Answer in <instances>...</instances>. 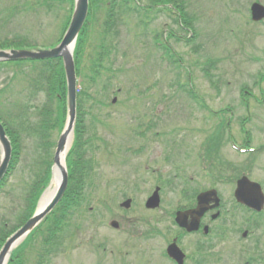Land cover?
I'll return each instance as SVG.
<instances>
[{
    "label": "rangeland",
    "instance_id": "rangeland-1",
    "mask_svg": "<svg viewBox=\"0 0 264 264\" xmlns=\"http://www.w3.org/2000/svg\"><path fill=\"white\" fill-rule=\"evenodd\" d=\"M34 1L0 0V41L24 37L40 46L53 45L61 34L65 11L59 7L32 10ZM182 1L196 36L193 42L168 37L170 45L158 49L155 39L166 37L169 27L183 37L187 32L168 22L165 14L154 12L140 20L136 13L124 12L118 34L105 42L110 53L102 75L88 85L93 100L86 99L84 106L82 137L92 140V148L85 147L93 159L84 214L72 218L74 226L65 228L67 248L51 253L43 264H171L163 254L177 231L171 215L176 207L186 204L193 190L212 184L227 194L238 174L232 167H240V174H258L264 167V146L260 145L264 144V20L251 23L248 11L253 1L264 0ZM98 28L92 33L83 69L101 42ZM167 48L182 58L185 67L162 58ZM13 69L19 76L10 83ZM21 69L0 67V89L6 88L0 108H8L18 97ZM177 82L185 84L184 88L191 84L196 99ZM222 109L220 116L214 114ZM219 120H224L221 126ZM243 134L248 135V143L243 142ZM210 136L217 138L220 147L214 158L218 166L198 157L200 141ZM230 136L238 146L259 148L252 172L251 152L234 149ZM25 144L21 163L0 192V228L6 225L2 233L18 223L27 183L33 177L35 147L29 141ZM222 175L230 181L219 182ZM156 185L161 187V204L148 210L144 203ZM128 197L132 198L130 208L120 207ZM112 219L119 222V228L110 225ZM195 239L185 236L179 243L188 247ZM38 247L35 238L26 251L28 264L39 261Z\"/></svg>",
    "mask_w": 264,
    "mask_h": 264
},
{
    "label": "trees",
    "instance_id": "trees-1",
    "mask_svg": "<svg viewBox=\"0 0 264 264\" xmlns=\"http://www.w3.org/2000/svg\"><path fill=\"white\" fill-rule=\"evenodd\" d=\"M74 0H35L32 10L44 7L46 10L53 8H63L65 11L61 24L62 34L66 29ZM142 0H89V14L86 23L79 35L76 49L75 62L78 77H80V89L77 97V120L75 125V141L67 158L69 180L67 188L52 211L46 216L43 222L25 239V241L16 248L9 260L8 264H28L27 249L31 243L38 238L39 247L36 264H43L45 258H49L51 253H59L67 248L69 242L64 241V231L67 226H74L72 218H80L82 211L87 203L86 187L90 185L89 180L93 177V159L86 155L85 145L92 148V140L90 137H82L86 131L84 125V106L86 99L93 100V96L89 92L91 83H96L97 78L102 75L101 70L105 68L104 60L110 49H106L105 42L112 39L118 34V25L121 24V18L126 13H136L139 20L141 16L148 17V14L155 11H164L167 8H158V3L172 2L175 7H180L183 11L182 0H146V4L140 5ZM144 14V15H143ZM146 14V16H145ZM100 15L101 17L99 18ZM183 23L188 25L189 15L183 11L181 14ZM144 20V19H143ZM100 23V24H99ZM175 23L179 24L178 19ZM99 27L96 31L100 36V44L94 55H89V65L83 69L84 59L87 58V49L92 41V33L94 28ZM59 40V39H58ZM57 41V40H56ZM37 43H30L26 38L9 40L4 38L0 41V48L8 47H34ZM167 53V52H166ZM106 56V57H105ZM175 56L174 63L176 67L182 68L181 57ZM107 59V58H106ZM21 66L20 78L22 79V87L15 92L18 96L10 101L8 108H0V120L2 121L6 132L12 144V157L8 172L4 179L0 182V192L5 189V185L9 180V175L21 163L26 148V142L29 141L35 147L34 171L33 177L27 183L26 193L24 195L25 205L18 218V223L14 227L2 233L4 224L0 228V246L5 238L18 226H20L33 213L38 197L44 187L48 184L51 176V166L56 137L61 131L66 118V82L64 69L61 58H50L41 60H17L0 62V67H16ZM29 66L30 70L26 67ZM88 69V70H87ZM84 70L87 71L84 72ZM188 71V70H187ZM189 72V71H188ZM19 76V73L13 69L8 81L10 83ZM82 78V80H81ZM180 87L188 94V96L196 99L192 88H184L185 84L177 82ZM11 86L10 84L7 87ZM88 86V87H87ZM6 91V88L0 89V96ZM2 99L0 98V104ZM220 126L223 121L220 120ZM220 128V127H219ZM215 131H218L216 129ZM223 131V129H222ZM221 131V133H222ZM216 135V134H215ZM217 138L208 137L203 142V157H207L211 162H217L214 159L220 147L216 146ZM72 234V233H71ZM66 242V243H65Z\"/></svg>",
    "mask_w": 264,
    "mask_h": 264
},
{
    "label": "water",
    "instance_id": "water-1",
    "mask_svg": "<svg viewBox=\"0 0 264 264\" xmlns=\"http://www.w3.org/2000/svg\"><path fill=\"white\" fill-rule=\"evenodd\" d=\"M252 19L260 20L264 17V6L260 3H253L251 6ZM88 12V0H75L74 9L71 20L66 29L61 41L51 48H12L0 49V61L17 60V59H44L62 57L64 70L67 81V119L62 132L60 133L53 158L52 177L49 186L42 192L37 207L33 215L11 236H9L0 249V264H7L12 249L19 244L53 209L56 203L62 197L68 183V171L66 166V155L70 148L74 123L76 119V71L73 58V50L78 33L85 21ZM11 158V143L6 134V131L0 122V180L7 171ZM55 182V186L51 184ZM256 189V190H254ZM157 187L153 194L147 199L146 206L155 208L159 205L160 197ZM259 194L255 199L250 198L251 195ZM235 196L241 202L250 204L256 208H260L264 201V196L257 184L252 183L247 177L243 176L237 181ZM215 202L209 206V203ZM218 196L215 190L201 192L197 196V205L189 210L177 211L176 221L179 225L186 227L188 230L197 228L199 218L204 211L217 204ZM130 199L122 203L128 207ZM191 217V222L188 223V217ZM113 226H117L116 222H112ZM168 253L171 257L182 260L183 254L178 247L173 243L168 248Z\"/></svg>",
    "mask_w": 264,
    "mask_h": 264
},
{
    "label": "flooded vegetation",
    "instance_id": "flooded-vegetation-1",
    "mask_svg": "<svg viewBox=\"0 0 264 264\" xmlns=\"http://www.w3.org/2000/svg\"><path fill=\"white\" fill-rule=\"evenodd\" d=\"M200 147L202 150V143ZM254 163H251V172L255 169ZM259 170L258 174L248 173V177L260 184L264 195V167ZM237 179L226 189L227 194L222 193L218 184L205 188L216 189V206L203 213L197 230L188 232L179 228L174 233L172 239L176 238L177 242L181 237H197L187 250L181 247L186 254L185 264H264V204L259 209L238 201L234 193ZM218 181L226 184L230 179L223 177Z\"/></svg>",
    "mask_w": 264,
    "mask_h": 264
},
{
    "label": "bare ground",
    "instance_id": "bare-ground-1",
    "mask_svg": "<svg viewBox=\"0 0 264 264\" xmlns=\"http://www.w3.org/2000/svg\"><path fill=\"white\" fill-rule=\"evenodd\" d=\"M54 186H55V182L52 183V187H54Z\"/></svg>",
    "mask_w": 264,
    "mask_h": 264
}]
</instances>
